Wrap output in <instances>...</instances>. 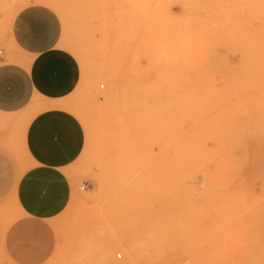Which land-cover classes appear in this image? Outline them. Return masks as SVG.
I'll use <instances>...</instances> for the list:
<instances>
[{
  "label": "rangeland",
  "instance_id": "374dc122",
  "mask_svg": "<svg viewBox=\"0 0 264 264\" xmlns=\"http://www.w3.org/2000/svg\"><path fill=\"white\" fill-rule=\"evenodd\" d=\"M13 1L12 8L3 7ZM59 1L66 15L54 12L56 47L74 65L77 83L59 100L37 101L23 119L54 108L73 119L80 142L65 171L72 195L50 221L54 247L40 264H125L126 242L134 244L136 260L144 264L156 258L154 250L173 220L155 190L137 195L132 184L151 177L162 144L175 140L179 130H189L197 114L179 125L164 113L165 97L184 87L203 101L208 91L230 89L241 62L255 59L264 41L261 0ZM21 5L20 0H0V48ZM74 43L77 51L70 46ZM261 72L264 91V65ZM259 124L264 154L263 115ZM19 135L0 138V151L8 155L15 174L24 165ZM187 168L195 187L202 175L192 165ZM14 175L0 191V264H15L1 244L4 226L18 215L10 190ZM193 209L194 216L181 212L178 218V264H264V204ZM206 209L213 212L203 214ZM223 210L230 212L220 215ZM185 233L190 235L187 247ZM112 239L118 244L111 245Z\"/></svg>",
  "mask_w": 264,
  "mask_h": 264
},
{
  "label": "bare ground",
  "instance_id": "6f19581e",
  "mask_svg": "<svg viewBox=\"0 0 264 264\" xmlns=\"http://www.w3.org/2000/svg\"><path fill=\"white\" fill-rule=\"evenodd\" d=\"M20 1L23 5L16 8L15 12L32 1L63 17L66 15L59 0ZM13 4L14 1L10 4L4 2L3 7L7 5L12 8ZM259 9L264 15V0L260 1ZM70 46L72 50L77 51L75 43ZM263 65L264 41L255 59L241 62L238 75L233 79L228 91H208L207 99L201 101L200 94H187L185 88L180 87L165 97L167 108L164 113L174 121L179 120V125L186 116L197 114L194 116L195 123L193 122L189 130H179L175 140L162 144L159 162L154 164L151 177L146 181H134L132 184L134 194L137 195L149 194L155 190L154 192L162 197L164 210L169 212L173 220L171 229L161 236L162 241H159L154 250L157 259L148 258L144 264L179 263L181 243L177 231L181 212L186 216H194L197 211L193 207L199 205L209 207L264 204V154L261 152L259 139V116L263 115L264 118V105L260 104L261 97L264 96V91L260 89ZM141 97L142 95L138 96L135 101L136 107L141 106ZM200 103H203V106L199 110ZM63 115L66 127L64 134L75 146L80 142V136L76 133L77 126L72 118ZM190 165L202 175L201 183L195 187L190 185L188 178L187 167ZM20 172L21 170L16 172L10 183L14 204L15 185ZM255 185L258 186L257 190L254 189ZM172 191L178 193L169 194ZM210 212L213 211L206 209L203 214ZM229 212L218 211L220 215ZM11 221L12 219L7 221L3 230ZM184 237L187 247L190 235L185 233ZM118 242L117 239H112L111 245H117ZM122 252L123 263L138 264L132 242H126ZM101 257L105 258L106 253L101 252Z\"/></svg>",
  "mask_w": 264,
  "mask_h": 264
},
{
  "label": "crops",
  "instance_id": "0c3cea01",
  "mask_svg": "<svg viewBox=\"0 0 264 264\" xmlns=\"http://www.w3.org/2000/svg\"><path fill=\"white\" fill-rule=\"evenodd\" d=\"M58 36L54 11L31 3L11 16L0 48V138L19 131L24 152L14 191L18 215L1 239L5 256L15 264H40L49 257L50 221L73 190L65 171L75 149L64 134V115L48 107L23 119L37 101L59 100L76 86L77 72L57 49ZM9 160L0 151V191L15 174Z\"/></svg>",
  "mask_w": 264,
  "mask_h": 264
},
{
  "label": "built area",
  "instance_id": "2783aa9c",
  "mask_svg": "<svg viewBox=\"0 0 264 264\" xmlns=\"http://www.w3.org/2000/svg\"><path fill=\"white\" fill-rule=\"evenodd\" d=\"M85 187H86V185H81L79 188L84 189Z\"/></svg>",
  "mask_w": 264,
  "mask_h": 264
}]
</instances>
